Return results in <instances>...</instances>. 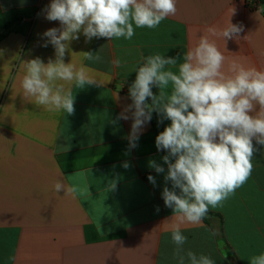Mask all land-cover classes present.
Here are the masks:
<instances>
[{"label":"crops","instance_id":"0c3cea01","mask_svg":"<svg viewBox=\"0 0 264 264\" xmlns=\"http://www.w3.org/2000/svg\"><path fill=\"white\" fill-rule=\"evenodd\" d=\"M251 1L176 0L175 15L155 29L134 25L131 39L86 43L81 34L64 62L86 67L103 85L79 89L61 82L74 95L75 111L68 115L36 105L21 87L25 61L55 59L53 46H42V34L60 27L46 19L51 0H0V264H179L171 238L177 221L162 198L171 184L148 166L154 159L167 171L166 154L155 146L153 114L132 149V120L112 121L131 104L128 88L144 57L159 53L183 62L195 31L223 25L232 8L231 22L244 31L239 41L227 42V51L218 40L221 51L264 70V2L254 8ZM84 52L101 60H88ZM156 119L162 117L156 113ZM170 123L159 124L164 130ZM254 146L259 150L247 181L220 206L209 207L214 215L206 221L180 225L185 252L207 255L214 264H249L264 253V147ZM58 180L76 186V195L57 193Z\"/></svg>","mask_w":264,"mask_h":264},{"label":"clouds","instance_id":"9594fccd","mask_svg":"<svg viewBox=\"0 0 264 264\" xmlns=\"http://www.w3.org/2000/svg\"><path fill=\"white\" fill-rule=\"evenodd\" d=\"M46 19L59 21V28H50L42 35L55 50V59L44 63L36 57L24 62L25 75L21 81L24 94L35 99L36 105L49 111L63 110L74 114V95L64 83H74L79 89L103 85L84 66L65 63L69 44L83 34L85 42L93 38L131 39L135 28L155 29L169 16L175 15L176 0H51L44 9ZM230 10L228 20L197 29L194 43L183 56L169 57L159 53L148 55L136 68L135 80L128 88L131 104L112 121L131 119L129 148L137 147L144 126L153 112L170 120L155 137L165 167L154 159L148 166L164 173L162 198L173 210L177 223L172 225V241L179 264H214L207 255L186 251L187 237L182 234L183 223L199 224L209 207L220 206L230 194L244 184L252 172V159L264 147V70L245 66L229 59L217 41H239L242 24H233ZM246 38V37H243ZM98 52V51H96ZM88 60L100 61L93 52H84ZM120 67L119 59L112 61ZM177 71L172 68L177 67ZM158 88V94L153 92ZM150 101V102H149ZM130 113V115H129ZM255 113V114H254ZM128 168L129 164L124 163ZM154 186V176L147 177ZM57 193L75 196L76 186L62 181L53 185ZM112 184L110 188H114ZM157 211L159 209L157 208ZM11 259V258H10ZM249 264H264V253L251 257Z\"/></svg>","mask_w":264,"mask_h":264},{"label":"trees","instance_id":"16d2710c","mask_svg":"<svg viewBox=\"0 0 264 264\" xmlns=\"http://www.w3.org/2000/svg\"><path fill=\"white\" fill-rule=\"evenodd\" d=\"M263 2H264V1H263ZM15 22H16V21H15ZM12 25H13L12 22L7 24L6 32H8V31L11 29ZM3 36H4V35H0V39H1ZM149 102H150V101H149ZM153 119H154V120H153L154 129L156 130L157 134H159L160 132L163 131V128H162L161 125L158 123V121H157V119H156V113H155V112H153ZM164 152H165V154H167L166 151H164ZM213 215H214V213H212L211 211H208L207 215L203 218V220L206 221L207 217H209V216H213Z\"/></svg>","mask_w":264,"mask_h":264},{"label":"built area","instance_id":"2783aa9c","mask_svg":"<svg viewBox=\"0 0 264 264\" xmlns=\"http://www.w3.org/2000/svg\"><path fill=\"white\" fill-rule=\"evenodd\" d=\"M264 0H252L251 3H250V6L251 7H258L260 4H262Z\"/></svg>","mask_w":264,"mask_h":264}]
</instances>
